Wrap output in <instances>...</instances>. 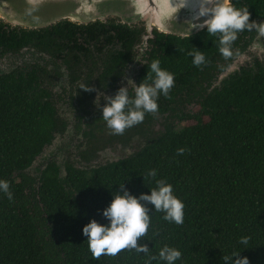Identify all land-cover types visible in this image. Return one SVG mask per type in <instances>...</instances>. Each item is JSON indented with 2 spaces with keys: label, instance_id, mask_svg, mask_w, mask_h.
Masks as SVG:
<instances>
[{
  "label": "trees",
  "instance_id": "16d2710c",
  "mask_svg": "<svg viewBox=\"0 0 264 264\" xmlns=\"http://www.w3.org/2000/svg\"><path fill=\"white\" fill-rule=\"evenodd\" d=\"M232 2L247 8L250 21L264 18V0ZM94 24L103 25L97 21L89 26ZM109 24L127 27L114 20ZM73 26L63 20L42 31L74 32ZM31 32L0 20V47L12 51L17 41L27 44L31 38L26 33ZM257 33L238 32L233 55L225 58L217 37L204 29L183 38L153 32L139 82L150 75L149 62L159 59L160 67L174 75L173 86L163 95L167 108L188 112L176 126L167 121L158 137L129 157L91 172L66 168L60 176L50 163L39 177L26 173L49 142L52 109L37 98L29 73L0 74V179L8 181L12 193V199L0 193V264H145L148 255L156 257L150 264H164L157 252L165 244L180 250L176 264H225L222 257L237 251L249 264H264V62L255 60L218 85L212 83L248 53ZM260 39L264 43V35ZM193 47L204 54L205 64L191 63L187 53ZM178 148L184 151L177 153ZM148 169H156V178H164L182 200L183 223L165 221L163 212L141 201L150 223L137 243L145 244L148 253L122 249L114 256L92 258L82 226L89 219L107 222L100 210L112 192L147 194L155 186ZM245 235L248 244L241 245L239 238Z\"/></svg>",
  "mask_w": 264,
  "mask_h": 264
},
{
  "label": "flooded vegetation",
  "instance_id": "af4514ba",
  "mask_svg": "<svg viewBox=\"0 0 264 264\" xmlns=\"http://www.w3.org/2000/svg\"><path fill=\"white\" fill-rule=\"evenodd\" d=\"M109 20L113 19L87 24L71 22L74 32L42 31L56 22L44 28L30 29L32 32L26 34L31 40L22 45L17 41L12 51L0 47V64L4 68L1 70L11 69L7 74L29 73L37 98L52 109L54 128L46 144V148H51L52 156L45 164L55 165L58 172H64L66 168L91 172L114 158L129 157L130 151L144 145L140 144L146 136L147 140L158 137L167 121H173L172 125L176 126L183 112H188L182 107L167 108L165 95H158L157 111L145 113L139 123L124 129L121 134H114L106 127L100 118V108L105 101L99 96L96 100L97 92L111 96L118 87L128 86L131 96L135 84H139L141 69L148 63L152 40L144 39L142 26L114 27ZM97 21L103 25L89 26ZM258 40L261 41L260 38L252 40L248 53L238 56L222 72L244 58L247 61L238 69L252 65L255 60L264 62L252 55ZM222 72L213 78V85L219 84ZM82 82H87L94 90L79 88ZM133 139L137 144L130 149L127 145ZM114 144L123 145L122 150L113 156L101 154L108 145Z\"/></svg>",
  "mask_w": 264,
  "mask_h": 264
},
{
  "label": "clouds",
  "instance_id": "9594fccd",
  "mask_svg": "<svg viewBox=\"0 0 264 264\" xmlns=\"http://www.w3.org/2000/svg\"><path fill=\"white\" fill-rule=\"evenodd\" d=\"M184 2L185 0H181L180 7ZM197 17L206 18L200 23L189 22L184 28L185 35L189 36L192 28H203L205 32L217 37L218 51L225 58L233 55L232 44L238 32L255 30L264 34V20L259 23L256 20L250 21L247 8L236 7L232 0H196V12L193 19ZM187 55L191 57V63L194 66L206 63L204 54L196 48L189 51ZM148 68L150 75L144 77L138 85L135 84L134 93L131 96L128 86L118 87L111 96L105 95L102 91L97 92L96 100L103 97L105 101L100 108V118L114 134H121L124 129L142 121L145 113H155L158 107L156 103L158 95L166 96L173 86V73L161 68L159 59H152ZM78 87L85 91L94 90L87 82H82ZM183 151L182 148L177 149V153ZM146 175L153 179L155 185L147 194L140 193L133 196L119 183L123 190L112 192L107 206L100 210L101 216L107 222L98 223L96 220L89 219L82 226L81 234L86 237L87 248L92 258L101 255L114 256L122 249L148 253L149 249L145 244L137 243V239L147 232L150 223L148 208L141 201L149 202L154 210L163 212L162 218L165 221L175 224L183 223L184 204L173 194L172 185L164 178H156V169H148ZM0 193L12 199L7 180L0 179ZM248 241L249 237L245 235L240 237L238 242L241 245H247ZM237 253L238 251L223 256L225 264H249L247 257L239 256ZM157 256L164 264H176L181 257V252L178 248L165 244L158 249ZM155 258L148 255L145 264H150V261Z\"/></svg>",
  "mask_w": 264,
  "mask_h": 264
},
{
  "label": "water",
  "instance_id": "95a60500",
  "mask_svg": "<svg viewBox=\"0 0 264 264\" xmlns=\"http://www.w3.org/2000/svg\"><path fill=\"white\" fill-rule=\"evenodd\" d=\"M180 4L181 0H0V20L13 28L38 29L61 20L87 24L96 20L113 19L123 25L142 26L145 40L153 38V32L183 38L188 37L184 28L189 22L200 23L206 17L193 19L196 0H185L181 7ZM202 30L203 28H192L189 36ZM263 35L258 32L255 38H261ZM256 45L264 52V44L260 40ZM232 66L220 74L218 83L223 77L235 72ZM2 68L0 64V74L11 71L1 70ZM147 138L148 136L142 140L141 146ZM46 149L45 145L25 170L26 173L38 158L44 156ZM135 151L136 149L129 154L132 155ZM119 159L122 158H114L109 163ZM45 167L46 164L38 170L36 176L39 177ZM59 175L64 176V172H59Z\"/></svg>",
  "mask_w": 264,
  "mask_h": 264
},
{
  "label": "rangeland",
  "instance_id": "374dc122",
  "mask_svg": "<svg viewBox=\"0 0 264 264\" xmlns=\"http://www.w3.org/2000/svg\"><path fill=\"white\" fill-rule=\"evenodd\" d=\"M252 55L259 57L261 60H264V52L259 47H256L253 50ZM246 59L247 58H244V59H241L238 63H234L232 66V70L236 71L238 69V67L241 65V63H243ZM154 125L155 124H153L152 126L155 127L156 125L155 126ZM181 126H183V124H179L178 128H181ZM136 144H137V140L133 139V140H131L130 144L127 145V147H129L131 149V147H133ZM121 147H123V145H116V144L111 145V146L108 145V149L103 151L101 154L104 156H106V155H112L113 156L114 154H116L122 150ZM50 155H51V148H47L44 156L38 158L36 163H34V165L27 172L29 174H32V175L34 174L33 176L36 177L38 170H40L44 166V164L48 161Z\"/></svg>",
  "mask_w": 264,
  "mask_h": 264
}]
</instances>
